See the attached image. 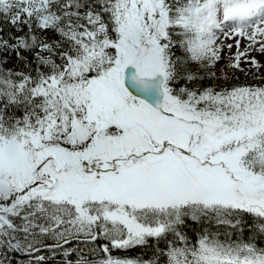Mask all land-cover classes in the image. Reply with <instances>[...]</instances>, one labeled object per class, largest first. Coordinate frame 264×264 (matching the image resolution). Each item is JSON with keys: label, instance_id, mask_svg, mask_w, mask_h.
<instances>
[{"label": "snow or ice", "instance_id": "1", "mask_svg": "<svg viewBox=\"0 0 264 264\" xmlns=\"http://www.w3.org/2000/svg\"><path fill=\"white\" fill-rule=\"evenodd\" d=\"M0 264H264V0H0Z\"/></svg>", "mask_w": 264, "mask_h": 264}]
</instances>
